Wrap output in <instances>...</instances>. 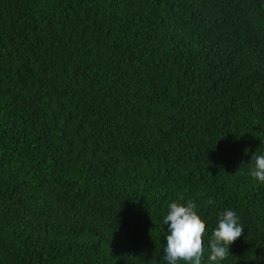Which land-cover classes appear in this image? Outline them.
<instances>
[{"label": "trees", "instance_id": "trees-1", "mask_svg": "<svg viewBox=\"0 0 264 264\" xmlns=\"http://www.w3.org/2000/svg\"><path fill=\"white\" fill-rule=\"evenodd\" d=\"M255 152L264 0H0V264H161L172 202L264 264Z\"/></svg>", "mask_w": 264, "mask_h": 264}, {"label": "clouds", "instance_id": "clouds-1", "mask_svg": "<svg viewBox=\"0 0 264 264\" xmlns=\"http://www.w3.org/2000/svg\"><path fill=\"white\" fill-rule=\"evenodd\" d=\"M248 164L251 179L264 185V153L252 155ZM214 203L209 201V204ZM163 224L166 246L161 264H203L205 253L208 264H223L228 259L231 245L244 232L240 217L234 210H225L218 216V223L205 247L206 225L200 218L197 206L193 203L172 202L168 206Z\"/></svg>", "mask_w": 264, "mask_h": 264}]
</instances>
